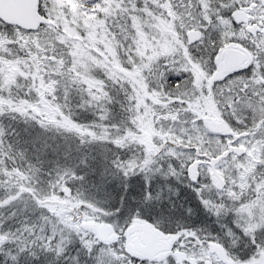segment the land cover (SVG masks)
Instances as JSON below:
<instances>
[{"label":"snow or ice","instance_id":"snow-or-ice-1","mask_svg":"<svg viewBox=\"0 0 264 264\" xmlns=\"http://www.w3.org/2000/svg\"><path fill=\"white\" fill-rule=\"evenodd\" d=\"M0 264H264V0H0Z\"/></svg>","mask_w":264,"mask_h":264}]
</instances>
